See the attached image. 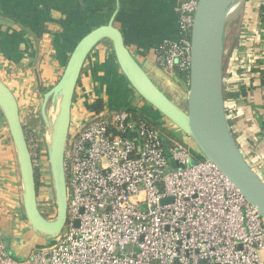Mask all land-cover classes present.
Wrapping results in <instances>:
<instances>
[{
	"label": "built area",
	"instance_id": "obj_1",
	"mask_svg": "<svg viewBox=\"0 0 264 264\" xmlns=\"http://www.w3.org/2000/svg\"><path fill=\"white\" fill-rule=\"evenodd\" d=\"M197 5L178 0L179 37L155 52L170 78L179 69L186 83ZM245 53L233 58L237 81L252 62ZM85 98L78 85L64 156L68 216L62 232L25 256L10 253L0 237V264H264V218L214 162L155 120L127 108L96 114ZM27 135L35 171L47 186L49 133Z\"/></svg>",
	"mask_w": 264,
	"mask_h": 264
},
{
	"label": "crops",
	"instance_id": "obj_2",
	"mask_svg": "<svg viewBox=\"0 0 264 264\" xmlns=\"http://www.w3.org/2000/svg\"><path fill=\"white\" fill-rule=\"evenodd\" d=\"M119 1L116 26L124 33L134 57L166 93L165 86L175 87L173 85L177 82L157 64L155 52L161 42L179 37L178 0ZM116 4V0H0L4 14L19 20L14 21L0 13L5 18H0V79L15 94L24 124L29 113L40 114L44 95L42 88L47 91L56 84L79 38L106 23ZM263 4L264 0H241L230 14L224 65L225 94L239 90L242 84L248 86L247 96L226 99V112L242 153L262 178L264 83L261 72H264V27L260 9ZM96 6L102 9L88 10V7ZM244 21L246 29L243 28ZM242 33L246 34L243 46L239 44ZM242 51L247 52L245 54L252 62L247 64V75L237 81L231 67L233 58H237ZM178 85L183 89L188 86L187 83ZM80 86L84 88L87 104L102 99L111 110L137 107L150 119L172 129V124L131 88L111 48L104 41L94 48L85 62ZM186 141L192 148V140L187 138ZM42 192L43 187L38 190L39 202ZM20 230L28 232L32 242L47 238L33 231L27 220L17 150L0 109V237L8 251L15 256H25L37 246L25 245L22 240L20 242Z\"/></svg>",
	"mask_w": 264,
	"mask_h": 264
},
{
	"label": "water",
	"instance_id": "obj_3",
	"mask_svg": "<svg viewBox=\"0 0 264 264\" xmlns=\"http://www.w3.org/2000/svg\"><path fill=\"white\" fill-rule=\"evenodd\" d=\"M240 1L198 0L190 35L191 65L186 108L177 104L154 82L128 48L124 33L115 24L119 0H116V8L106 23L94 27L77 41L56 84L44 92L39 109L49 133L47 152L57 207L54 219L45 217L40 209L36 171L19 104L11 88L0 79V109L17 150L23 182V206L33 231L54 239L67 222L64 156L72 106L85 62L94 48L106 39L111 41L117 63L135 93L181 129L264 218V180L242 153L230 127L225 105L227 24ZM49 105L56 111L54 119L48 115Z\"/></svg>",
	"mask_w": 264,
	"mask_h": 264
},
{
	"label": "rangeland",
	"instance_id": "obj_4",
	"mask_svg": "<svg viewBox=\"0 0 264 264\" xmlns=\"http://www.w3.org/2000/svg\"><path fill=\"white\" fill-rule=\"evenodd\" d=\"M151 77H153V76H151ZM152 79L154 80L155 83H158L154 78H152ZM173 86H175V87H166L165 86V88H166L165 91H166L167 95L171 99H173L177 104H179L181 107L186 108L187 107V104H186V95H187V91H188V86H186V88H184V89L180 85H178L177 83L174 84ZM47 109H48V111H47L48 112V115L52 119H54V117L56 115V111L51 107V105H49V107ZM106 109H108V107H106ZM160 116H162V118L164 117L162 114ZM166 120H167V122H169L170 124H172V129L171 130L168 129V131L170 132V134L175 139H177L179 141H182L183 143H187L186 140L189 137L181 129H179L171 121H169L167 118H166ZM46 129H47V127L44 126L43 124H41L38 127V130H39L40 134H42L45 138H47V132H48V130L46 131ZM191 142H192L191 144L193 146L192 149L198 155L203 156L200 153V151L197 148V146L195 145V143L193 141H191ZM45 144H46V149H47V142ZM170 161L173 164V166H176V163H175V161L173 159L170 158ZM45 162H46V164L48 165V168H49L48 159H46ZM43 190L44 191L41 193V195H42L41 201L39 202V203H41L42 207L43 208H48L50 205L56 204L55 191H54V187H53L52 177L49 178V182H48L47 186H43ZM43 196H44V198H43ZM45 202H48V204L46 205ZM51 218H53V216H51ZM19 240H20V242L22 240L23 244H25V245L35 244L37 246H41V245H45V244H50L51 242L54 241V239L43 238V239L34 240V242H32L31 240H33V239L29 236V233L26 232V231L23 232L22 230L19 231Z\"/></svg>",
	"mask_w": 264,
	"mask_h": 264
},
{
	"label": "trees",
	"instance_id": "obj_5",
	"mask_svg": "<svg viewBox=\"0 0 264 264\" xmlns=\"http://www.w3.org/2000/svg\"><path fill=\"white\" fill-rule=\"evenodd\" d=\"M0 9H1L0 10V13H2L3 11H2L1 5H0ZM101 9L102 8L100 6L88 7V10L89 11H100ZM260 10H261V15H262V25L264 27V4L261 6V9ZM3 14H4V12H3ZM4 15L10 17L14 21H16V20L19 21L18 19H15L11 15H7V14H4ZM3 17L4 16H0V18L5 19ZM104 42H106L109 45V47L112 50V55L115 57V54H114V51H113V46H112L111 41L106 39V40H104ZM66 62H67V60H66ZM261 76H262V80H263L262 82L264 83V72H261ZM172 79L174 81H176L178 84L183 85V84L186 83L187 73L184 72V71H180L179 69H177L176 70V76L173 77ZM79 85H80V83H79ZM45 91H46V89L45 88H42L41 92L44 93ZM247 95H248V86H247V84H242V85H240L239 90H236L235 92L226 93L225 94V97H226V99H228V98H230L232 96L233 97H238V96H247ZM87 108L89 110H91V112H94L96 114H100V113H102L106 109V105H105V103L103 102L102 99H96L92 103L87 104ZM127 109L131 110L132 112H135L136 114H139L142 118H145V119L147 118L149 120V116L146 115L142 109L140 110L137 107H127ZM41 124H43V120H42V118H41V116H40L39 113H31V114L29 113L25 117V131H26V135H27L28 131H31V130H34V129L37 130L38 127ZM36 182H37V188H38V190H40L41 187H43V184H42V182L40 180V177H39L38 172H36ZM40 209H41L43 215L45 217H47V218H50L52 215H55L56 212H57V208H56V205L55 204L54 205H50L48 208H43L42 206H40Z\"/></svg>",
	"mask_w": 264,
	"mask_h": 264
}]
</instances>
